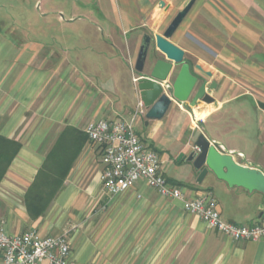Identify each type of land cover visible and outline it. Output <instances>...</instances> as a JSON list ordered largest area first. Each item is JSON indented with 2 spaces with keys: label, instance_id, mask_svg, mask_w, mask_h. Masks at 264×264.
Listing matches in <instances>:
<instances>
[{
  "label": "crops",
  "instance_id": "1",
  "mask_svg": "<svg viewBox=\"0 0 264 264\" xmlns=\"http://www.w3.org/2000/svg\"><path fill=\"white\" fill-rule=\"evenodd\" d=\"M161 1L60 0L56 6L53 0H37L43 17L54 12L59 29L74 35L54 37L58 46L53 50L26 52L27 61L7 67L5 83H0V135L21 144L0 181V223L10 233L33 228L54 234L75 226L69 233L75 264H264V239L231 240L185 211L181 200L161 196L142 182L122 194H106L99 181V156L87 141L80 153L84 159L77 157L71 166L49 217L31 219L24 206L26 189L66 125L83 131L90 120L127 118L137 109L138 99L134 104L125 99L118 70L124 73L126 67L119 60L131 57L135 45L139 48L141 28L164 23L172 3ZM259 1L247 4L240 15L237 9L227 15L228 38L202 27L196 34L189 31L185 44L169 38L190 66L196 57L212 72L209 77L191 67L198 78L216 82L208 91L213 102L198 101L195 107L189 101L172 102L161 119L146 122L140 116L136 122L137 133L158 154L171 184L185 188L188 198L210 193L223 220L248 226L264 214V194L230 187L211 172L197 183L192 164L176 157L195 151L203 128L202 134L236 162L241 153L253 162L247 166L264 173V122L257 105H264V0ZM186 44L201 48L213 61L196 56ZM239 44L246 46L244 54L238 52ZM51 58L56 60L48 63ZM67 61L69 86L62 80ZM104 73L111 80L103 79ZM53 76L55 84L47 89ZM205 110L204 117H196Z\"/></svg>",
  "mask_w": 264,
  "mask_h": 264
},
{
  "label": "built area",
  "instance_id": "2",
  "mask_svg": "<svg viewBox=\"0 0 264 264\" xmlns=\"http://www.w3.org/2000/svg\"><path fill=\"white\" fill-rule=\"evenodd\" d=\"M170 86L166 80L163 87ZM140 99L138 107L127 118L94 119L88 121L83 132L87 142L97 151L102 166L99 181L108 195H119L138 182L154 189L159 195L182 201L185 211L199 216L212 228L234 241L264 239V214L253 225H239L221 218L216 199L208 192L188 198L185 188L171 184L165 176L158 154L145 145L136 131V122L144 116ZM264 122V108L262 109ZM213 142V141H211ZM224 152L222 146H216ZM195 151L198 148L194 147ZM238 156L243 157L241 153ZM75 226L60 233L41 234L36 229L10 233L0 223V264H75L71 259L69 233Z\"/></svg>",
  "mask_w": 264,
  "mask_h": 264
},
{
  "label": "rangeland",
  "instance_id": "3",
  "mask_svg": "<svg viewBox=\"0 0 264 264\" xmlns=\"http://www.w3.org/2000/svg\"><path fill=\"white\" fill-rule=\"evenodd\" d=\"M164 1L172 3V11L165 19L164 23L158 25L156 28H150L149 26H146L141 28L140 32L138 31L139 34L147 33L152 38L143 73H137L134 70V62L137 55L138 44L134 46L131 57L119 60L120 64H124L126 67V72L122 73L121 69H119L118 77L121 78L123 86L126 87L124 90H127L125 93V99L127 102L132 104L136 103L137 99L139 101V91L136 81L137 78L140 75L146 74L148 72L149 66L155 59L163 58V54L160 53L155 46L154 35L161 34L164 31L166 26L171 21L170 18H172L174 14L181 10L188 0H162L161 3H164ZM258 1L259 0H197L191 11L188 13V15H186L176 32L172 35L171 39L181 44H185L186 41H189L187 38L189 31L196 34L198 31H200L201 27L202 29L205 28L210 33L216 34L218 38H222L223 36L228 38V34L223 22L227 20V15L230 13L232 15L235 14L236 10L234 9H237V13L240 15V12L244 13L245 6L247 4H253L255 2L257 3ZM53 3V5L56 6H59V3L62 4L60 0H53ZM67 7L68 6L66 5L65 8ZM41 11L42 8H39L37 0H0V83H5L4 77L7 67L9 68L11 66H16L17 63L20 64L22 60L27 61L26 52L33 50L36 51L38 48L40 51L45 49L46 52L53 50L58 46V44L54 41V37H69L74 35L69 34L67 32L68 30L63 27L59 29L57 23H55L54 18H56V15L54 12H49L45 17H43L41 15ZM45 40L46 43L42 42ZM67 45H71V42L69 41ZM186 46L189 47V49L196 56H206V60L208 62L213 61V57L210 54L201 51V48L187 44ZM237 47L238 52H241L242 54L245 53V45L239 44ZM55 60V58H51L48 60V63ZM189 61H191L192 69L195 68L198 72H200L196 65L199 64L202 66V64L197 62V58L191 57ZM68 66L69 65L67 61L65 65L63 64L62 68V80L66 82L67 86L71 84L70 78L64 74L67 71ZM46 67V71L50 73V71H52L50 66ZM202 68L204 67L202 66ZM103 75V79L108 80L109 78L111 80V75L107 73H104ZM201 80L202 79L199 78V81ZM53 84H55V76H53L48 81L47 89H49V86L52 87ZM66 84L64 86H66ZM131 113H133V110ZM200 131L201 132H199V134L204 133L203 128H201ZM91 147L92 149L94 148V146ZM81 151L82 150H80L77 156L80 158V160L84 159V155L81 156L80 154ZM95 157V161H97L98 158L96 154ZM238 159L239 163L241 164L249 165L253 163L246 157H239ZM99 194H102V192H99ZM48 210L49 208L47 211ZM47 211L43 214V220L49 217ZM26 229L27 228H24V230ZM54 232L57 233V231Z\"/></svg>",
  "mask_w": 264,
  "mask_h": 264
},
{
  "label": "water",
  "instance_id": "4",
  "mask_svg": "<svg viewBox=\"0 0 264 264\" xmlns=\"http://www.w3.org/2000/svg\"><path fill=\"white\" fill-rule=\"evenodd\" d=\"M195 1L188 0L164 31L154 35L155 46L163 54V58L155 59L149 66L147 75H140L136 80L139 99L146 110L144 114L146 122L161 119L172 102L189 101V106L195 107L198 101L211 103L214 100L208 91L216 87V82L212 81L208 84L205 79L199 81L191 71L190 64L184 60V51L169 40ZM151 40L149 34L142 35L134 62V70L137 73H143ZM196 67L205 75L212 76V72L204 70L201 65L197 64ZM172 73L174 77L170 86L165 89L163 84ZM257 105L259 108H264L260 102ZM195 146L198 151H191L188 154L179 153L176 161L192 164L198 172L197 183H201L207 173L211 172L230 187H242L249 192L257 191L264 194V173L257 167L242 165L233 159L232 154L218 151L213 142L202 133L197 136Z\"/></svg>",
  "mask_w": 264,
  "mask_h": 264
},
{
  "label": "trees",
  "instance_id": "5",
  "mask_svg": "<svg viewBox=\"0 0 264 264\" xmlns=\"http://www.w3.org/2000/svg\"><path fill=\"white\" fill-rule=\"evenodd\" d=\"M86 141L85 133L73 126L61 130L25 191L23 203L31 219L42 216L50 207ZM20 147L19 142L0 135V181Z\"/></svg>",
  "mask_w": 264,
  "mask_h": 264
},
{
  "label": "bare ground",
  "instance_id": "6",
  "mask_svg": "<svg viewBox=\"0 0 264 264\" xmlns=\"http://www.w3.org/2000/svg\"><path fill=\"white\" fill-rule=\"evenodd\" d=\"M208 113V110L205 111H197L196 112V117L201 118L204 117Z\"/></svg>",
  "mask_w": 264,
  "mask_h": 264
},
{
  "label": "flooded vegetation",
  "instance_id": "7",
  "mask_svg": "<svg viewBox=\"0 0 264 264\" xmlns=\"http://www.w3.org/2000/svg\"><path fill=\"white\" fill-rule=\"evenodd\" d=\"M147 55H148V54H147ZM145 75H147V73H146Z\"/></svg>",
  "mask_w": 264,
  "mask_h": 264
}]
</instances>
